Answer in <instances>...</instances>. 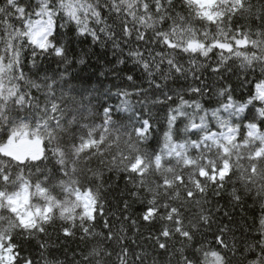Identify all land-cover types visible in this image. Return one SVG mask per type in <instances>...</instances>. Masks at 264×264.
<instances>
[{
  "label": "snow or ice",
  "instance_id": "1",
  "mask_svg": "<svg viewBox=\"0 0 264 264\" xmlns=\"http://www.w3.org/2000/svg\"><path fill=\"white\" fill-rule=\"evenodd\" d=\"M61 29L129 87L75 80ZM0 264H264V0H0Z\"/></svg>",
  "mask_w": 264,
  "mask_h": 264
},
{
  "label": "trees",
  "instance_id": "2",
  "mask_svg": "<svg viewBox=\"0 0 264 264\" xmlns=\"http://www.w3.org/2000/svg\"><path fill=\"white\" fill-rule=\"evenodd\" d=\"M63 33L67 34V47H68V54L69 57L72 59H79L82 55L85 58L86 63L84 64H73L72 67L69 68L70 73L77 81H84L89 84H96L100 85L102 87L108 86V85H117L120 87H129V82L126 80H117L114 79L110 72L106 71L107 69H110L113 65L116 64L117 57L113 54L114 50L112 48L111 43H108L106 46H101L100 44H95L92 42L91 37H77L71 32H67L66 29L60 30ZM127 51V50H126ZM40 71L41 74L47 72L48 74H52L53 72H62L64 70V65L62 62L59 61V58L54 57L53 55H47L43 57L40 60ZM31 67L30 63L26 64L25 71L28 70V68ZM118 68L121 72V75L127 73L132 74L134 71L136 81L138 84H140L142 87H147V78L142 73V70H140L137 66H135L131 60L126 61L125 64L118 65ZM101 73H104V75H101ZM206 82L211 84L212 81L215 79V77L210 76L209 73H205ZM251 80L252 77H249ZM229 81L233 83V85L236 87V95L239 97L241 93H243L245 96H247L250 85H246L245 87L241 88L239 87V82L236 79V76L232 75L229 77ZM228 82V81H226ZM183 86L185 89L188 86H199L198 81H193L191 77L188 78V80H184L181 78L179 81L173 83L169 82V87L172 88H179ZM219 86V85H217ZM166 90V89H165ZM157 95L159 93H156ZM186 99H201V102L204 103L205 107H214L217 102V97L212 95H205L202 98L198 97H185ZM113 102L115 103L116 100L113 98ZM166 113V106H159L157 105L152 109V114L154 121L157 122L161 129L164 125V117ZM159 135V133H157ZM151 143L155 145V140H152ZM119 188L116 191H113L109 195V199L112 197L119 198V191H123L125 189V182L123 179L118 181ZM125 199H131L128 196L124 197ZM227 201V194L225 193L224 199H220V204H225ZM249 204L252 203L251 200L248 201ZM132 211L136 214H138L141 211V207L139 204L134 203ZM247 215L250 218L253 213L250 210H247ZM258 211V210H257ZM237 219H239V214L237 210ZM224 222H227L226 219ZM249 223H251V220L249 219ZM78 246L77 241H69L68 243V249L69 254L72 249H76ZM58 255H63V249H61L58 253Z\"/></svg>",
  "mask_w": 264,
  "mask_h": 264
}]
</instances>
